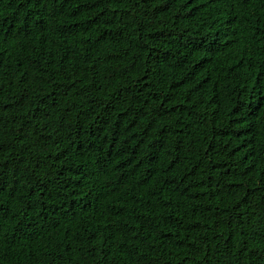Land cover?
Wrapping results in <instances>:
<instances>
[{"label": "trees", "instance_id": "obj_1", "mask_svg": "<svg viewBox=\"0 0 264 264\" xmlns=\"http://www.w3.org/2000/svg\"><path fill=\"white\" fill-rule=\"evenodd\" d=\"M0 264H264V0H0Z\"/></svg>", "mask_w": 264, "mask_h": 264}]
</instances>
